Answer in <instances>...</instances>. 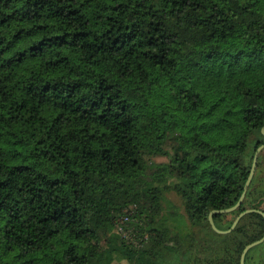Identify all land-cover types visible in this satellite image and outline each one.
Segmentation results:
<instances>
[{"label": "trees", "instance_id": "obj_1", "mask_svg": "<svg viewBox=\"0 0 264 264\" xmlns=\"http://www.w3.org/2000/svg\"><path fill=\"white\" fill-rule=\"evenodd\" d=\"M263 128L264 0H0V264H241Z\"/></svg>", "mask_w": 264, "mask_h": 264}, {"label": "water", "instance_id": "obj_2", "mask_svg": "<svg viewBox=\"0 0 264 264\" xmlns=\"http://www.w3.org/2000/svg\"><path fill=\"white\" fill-rule=\"evenodd\" d=\"M263 132H264V128H263ZM263 149H264V144H261V145L258 147V149H257V151H256V153H255V157H254V161H253V164H252V167H251V170H250V174H249V177H248V179H247V181H246V183H245L244 191H243V193H242V195H241L239 201H238L235 205H233L232 207L225 208V209H215V210H213V211L210 213V215H209V220H210L211 226H212L213 229H214L215 231H217L218 233L226 234V233H229V232L233 231V230L236 228V226L238 225V223L240 222L241 218H242L244 215H246L247 213H250V212H252V211H255V209H247L246 211L240 213V214L237 216V218L234 220L232 226H231L229 229H227V230L219 229V228L216 226V223H215V221H214V214H216V213H227V212H232V211L236 210L238 207L241 206V204L243 203V201H244V199H245V197H246L247 190H248V188H249V186H250V184H251V182H252V180H253V177H254V175H255V172H256V169H257V165H258L259 155H260V153H261V151H262ZM259 212L262 213V215L264 216V211L259 210ZM263 242H264V236H263L262 238L256 240V241L252 242V243H249V244L245 247V249H244V251H243V253H242V256H241V264H245V259H246V255H247V253H248L252 248H254V247H256V246L262 244Z\"/></svg>", "mask_w": 264, "mask_h": 264}, {"label": "rangeland", "instance_id": "obj_3", "mask_svg": "<svg viewBox=\"0 0 264 264\" xmlns=\"http://www.w3.org/2000/svg\"><path fill=\"white\" fill-rule=\"evenodd\" d=\"M155 160L166 161L167 159L165 157H156ZM168 197L169 199L173 200L176 204L182 206L181 199L176 194L171 193L168 195ZM261 252H264V248H261L260 250H258L257 254ZM112 264H131V263L124 259V260H115Z\"/></svg>", "mask_w": 264, "mask_h": 264}]
</instances>
